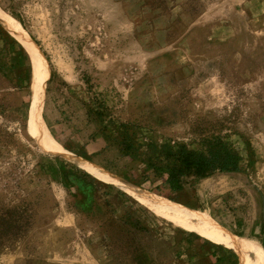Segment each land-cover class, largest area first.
I'll return each instance as SVG.
<instances>
[{"label": "rangeland", "instance_id": "obj_1", "mask_svg": "<svg viewBox=\"0 0 264 264\" xmlns=\"http://www.w3.org/2000/svg\"><path fill=\"white\" fill-rule=\"evenodd\" d=\"M0 8L41 52L38 111L68 154L28 133L29 49L0 25V222L19 226L0 241V264H237L248 238L260 245L264 0H0ZM124 122L140 143L197 149L216 135L241 157L238 171L198 180L172 204L165 191L143 189L174 223L204 213L200 228L173 226L77 166L134 174L102 150Z\"/></svg>", "mask_w": 264, "mask_h": 264}, {"label": "trees", "instance_id": "obj_2", "mask_svg": "<svg viewBox=\"0 0 264 264\" xmlns=\"http://www.w3.org/2000/svg\"><path fill=\"white\" fill-rule=\"evenodd\" d=\"M134 127L133 124L127 122L114 125L111 129L113 135L106 134L104 136L102 150L114 151L118 159L131 164L135 173L132 175L121 174L116 169L106 168V170H110L124 181L155 194L160 195L161 190L165 191L167 202H164L168 204H172V201L175 202L178 194L185 191L186 188L192 189L193 184L198 180L207 178L214 173L221 174L239 170L241 157L222 136H202L198 141V148L193 149L184 143L172 145L169 143L157 144L152 141L140 143L135 139ZM61 162L63 168L73 169V173L78 172L76 168ZM169 209L170 212H174L172 207ZM28 225L29 216L26 214L21 227L26 228ZM259 230V243L264 253V213L260 216ZM18 231L19 226L13 220H1L0 241L14 239ZM189 236L198 237L194 233L188 234Z\"/></svg>", "mask_w": 264, "mask_h": 264}, {"label": "bare ground", "instance_id": "obj_3", "mask_svg": "<svg viewBox=\"0 0 264 264\" xmlns=\"http://www.w3.org/2000/svg\"><path fill=\"white\" fill-rule=\"evenodd\" d=\"M0 25L7 30L10 34H12L15 38L21 40L26 47L29 49L30 57H31V73H33V79L31 83V91L29 97V107H30V118L27 126L28 133L33 134L38 140L41 142H45L49 144L53 148H55L60 155L64 157H68V154L63 150L61 145L54 141L50 136L45 123L38 111V103L40 101V90H41V72L40 68L42 66V55L39 51L38 47L35 46L33 41L30 39L27 33L23 30L20 24L8 15L5 11L0 8ZM33 71V72H32ZM32 101V103H31ZM31 103V106H30ZM77 166L88 170L92 175L101 178L114 186H117L127 191L132 197L138 200L142 205L145 206L149 211L153 214L162 217L163 219L170 222L173 226H177L185 231H192L198 229L203 224L204 213L200 216L194 215L191 220H185L181 223H174L171 219L170 213L164 207V205L157 200L151 193L143 190L142 188L128 182L123 179L112 175L107 172H103L101 170H97L93 167H88L87 165L77 162ZM261 246L253 241L252 239L247 240L246 245L239 250L237 257V264H263V255H262Z\"/></svg>", "mask_w": 264, "mask_h": 264}, {"label": "water", "instance_id": "obj_4", "mask_svg": "<svg viewBox=\"0 0 264 264\" xmlns=\"http://www.w3.org/2000/svg\"><path fill=\"white\" fill-rule=\"evenodd\" d=\"M28 112V111H27Z\"/></svg>", "mask_w": 264, "mask_h": 264}]
</instances>
